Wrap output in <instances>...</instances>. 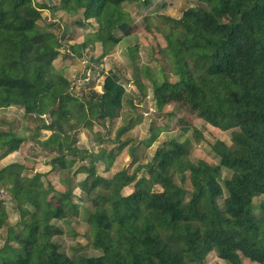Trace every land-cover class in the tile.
<instances>
[{"label": "trees", "instance_id": "1", "mask_svg": "<svg viewBox=\"0 0 264 264\" xmlns=\"http://www.w3.org/2000/svg\"><path fill=\"white\" fill-rule=\"evenodd\" d=\"M60 1L66 12L83 10L81 26L98 22L83 43L71 46L72 54L81 55L96 42L110 49L135 31L123 8L134 0ZM194 1L206 6L190 7L179 19L167 17L173 22L166 34L172 73L164 70L149 79L158 109L176 104L187 115L232 131L230 144L217 139L212 145L219 162L194 161L189 141L177 138L164 141L149 162L133 171L112 173L115 153H87L88 163L76 172L86 175L78 187L93 205L85 208L86 221L99 253L74 256L56 239L63 230L55 223L80 214L74 189L59 191L44 180L46 173L29 175L23 163H10L0 169V194L9 195V200L0 197V229L6 228L0 264H205L214 250L231 264H243L244 257L264 264V201L258 211L255 203L264 195V0ZM45 8L34 0H0V109L19 106L38 116L42 125L36 134L52 131L40 142L56 152L51 170L63 171L68 157L80 151L75 144L81 129L120 117L134 102L114 70L105 74L102 90L91 89L88 98L54 71L62 45L38 26ZM137 84L144 94L141 81ZM177 122L184 132L193 129L203 136L186 117ZM137 123L131 118L119 128V149L128 142L121 136ZM162 132L154 123L145 146ZM23 142L13 131L0 132L4 155ZM104 157L110 159L108 176L97 169ZM225 169L230 177L223 176ZM130 185L133 191L124 194ZM8 202L18 215L15 224L9 222Z\"/></svg>", "mask_w": 264, "mask_h": 264}, {"label": "rangeland", "instance_id": "2", "mask_svg": "<svg viewBox=\"0 0 264 264\" xmlns=\"http://www.w3.org/2000/svg\"><path fill=\"white\" fill-rule=\"evenodd\" d=\"M34 3L47 4L48 8L42 10V19L38 26L42 31L50 33L61 46V53L54 62V71L66 76L73 85L75 93L82 98L87 97L91 89L102 90L105 74L114 70L122 77V82L126 85L128 99H133L134 106L126 104L120 117L105 122H96L92 130L83 128L77 134L76 147L80 151L76 156H69V166L63 171L52 169L50 160L56 155L52 148L44 147L40 142L51 134V130H41V134L36 132L42 125V120L34 114H26L25 110L19 106H10L0 109V132L13 131L24 137V142L20 148L10 154L4 155L5 149L0 148V169L4 166L19 162L26 166L25 172L33 175L36 172L46 173L43 177L53 183L59 191L73 188L74 199L81 204L80 214L72 215L66 220H55L63 233L56 236L61 243L62 249L69 255L74 256L80 253L96 255L99 251L91 243L92 230L86 221V210L93 209L91 202L83 200L82 192L78 187L79 181L84 179V173H77L78 167L83 163H88V154L115 153V158L111 164L112 173L129 167L131 171L138 165L149 162L156 149L162 146L164 141L177 138L183 142L189 141L191 146V158L194 161L204 159L211 164H217L219 158L216 156L212 145L217 139L231 143L232 131L219 130L204 120L187 115L182 112L176 104H171L163 110L158 109L153 97L150 74L161 76L166 70L172 73L171 61L168 54L166 34L171 31L173 22L167 17L179 19L184 12L197 5L206 6L205 3L194 0H134L127 1L123 8L130 14L132 23L135 25L133 34L124 37L123 40L113 46L106 48L102 43H90L81 49V55L69 52L73 44H80L98 26L96 20H91V26H81L80 21H84L83 10L77 13H69L62 9L60 0H34ZM105 54H103V52ZM138 81L143 84V93L138 87ZM88 82V86L85 83ZM88 98V97H87ZM186 117L196 126L203 136L197 137L190 129L184 132L178 124V119ZM47 123L52 121L49 114L43 116ZM131 118L139 120L134 128L125 132L121 140L128 141L126 145L119 149L117 133L121 126L127 124ZM162 127L163 132L157 141L146 147L144 142L149 137V129L153 124ZM134 148V150H133ZM88 153V154H87ZM87 155V156H85ZM108 157L100 158L97 163L98 172L108 176L110 171L107 165ZM231 172L223 171L224 177H230ZM178 178V177H177ZM186 187L191 189L189 180ZM155 189H162V184H155ZM133 191L132 185L123 189L124 194ZM226 196V193H225ZM0 197L9 200L7 192H1ZM264 201V195L255 198L257 211L259 204ZM223 199L219 200L222 206ZM84 206V207H82ZM10 212L9 222L15 224L18 215L15 213L12 204L8 202ZM6 237V228L0 229V244ZM205 264H231L228 260L220 258L217 252L211 251ZM243 264H257L249 258L244 257Z\"/></svg>", "mask_w": 264, "mask_h": 264}]
</instances>
